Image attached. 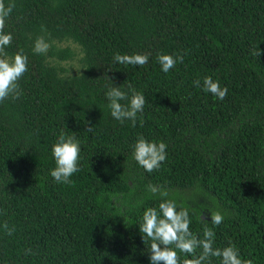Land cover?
<instances>
[{
	"label": "trees",
	"instance_id": "trees-1",
	"mask_svg": "<svg viewBox=\"0 0 264 264\" xmlns=\"http://www.w3.org/2000/svg\"><path fill=\"white\" fill-rule=\"evenodd\" d=\"M3 3L14 5L6 52L26 54L28 71L19 98L0 101V264H149L138 223L160 202L150 184L187 209L201 238L210 228L214 247L232 242L264 264V0ZM38 38L45 53L32 52ZM116 53L149 61L125 66ZM158 54L183 63L164 74ZM67 63H76L71 76ZM206 75L228 88L223 101L193 86ZM113 86L144 94L135 126L112 119ZM61 131L81 141V170L68 185L49 175ZM138 136L168 145L159 170L131 159Z\"/></svg>",
	"mask_w": 264,
	"mask_h": 264
},
{
	"label": "clouds",
	"instance_id": "clouds-1",
	"mask_svg": "<svg viewBox=\"0 0 264 264\" xmlns=\"http://www.w3.org/2000/svg\"><path fill=\"white\" fill-rule=\"evenodd\" d=\"M13 4L5 6L0 0V101L6 98L18 99L20 89L18 81L28 71V56L22 51L11 57L6 49L14 39L11 32H6L5 21L13 11ZM48 44L43 38H38L32 48L34 54L45 53ZM183 56L176 54H158L156 62L159 71L168 74L178 63H183ZM117 64L143 66L148 63L149 56L142 54H119L113 56ZM193 86L204 94L211 95L214 100L223 101L228 94V88L222 87L219 80L212 76H204L193 81ZM107 108L112 119L124 124L131 121L135 126L138 118L144 112L146 98L142 92L128 87V91L113 86L105 92ZM127 101V103H121ZM142 122V121H141ZM91 126L88 131H91ZM131 159L147 173L159 170L167 159L168 145L163 141L148 140L138 136L131 146ZM50 158L54 167L49 169V175L57 185L73 183L72 177L80 172L81 141L74 134L59 132L55 142L50 147ZM152 196L160 197V202L154 207H145L138 223L139 233L144 241L150 242L147 250L149 264H212L217 259L219 264H253L251 259L241 256L239 248L232 242L223 248L214 247L215 232L205 227L200 234L192 231V223L187 209H179L177 202L168 199L166 188L157 185H148ZM224 217L216 213L210 221L219 226ZM7 229V225H4ZM12 229H8L11 235ZM200 250L199 252L197 250ZM181 255L188 257L181 259Z\"/></svg>",
	"mask_w": 264,
	"mask_h": 264
},
{
	"label": "rangeland",
	"instance_id": "rangeland-1",
	"mask_svg": "<svg viewBox=\"0 0 264 264\" xmlns=\"http://www.w3.org/2000/svg\"><path fill=\"white\" fill-rule=\"evenodd\" d=\"M67 70H68V72H67V76H71L73 73H75L76 71H77V69H76V63H67V64H64L63 65ZM173 194L177 197V198H179V197H181L182 195L181 194H179V193H177V192H173ZM187 194V193H186ZM184 196V198H186L187 196H185V195H183Z\"/></svg>",
	"mask_w": 264,
	"mask_h": 264
}]
</instances>
